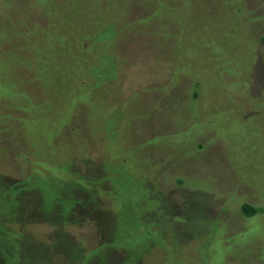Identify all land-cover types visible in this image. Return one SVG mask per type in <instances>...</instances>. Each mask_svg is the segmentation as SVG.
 Segmentation results:
<instances>
[{"label": "rangeland", "instance_id": "374dc122", "mask_svg": "<svg viewBox=\"0 0 264 264\" xmlns=\"http://www.w3.org/2000/svg\"><path fill=\"white\" fill-rule=\"evenodd\" d=\"M0 264H264V0H0Z\"/></svg>", "mask_w": 264, "mask_h": 264}, {"label": "trees", "instance_id": "16d2710c", "mask_svg": "<svg viewBox=\"0 0 264 264\" xmlns=\"http://www.w3.org/2000/svg\"><path fill=\"white\" fill-rule=\"evenodd\" d=\"M242 212H243V214L245 216L251 217V216L256 215L257 213H259V209L255 208V207H253L251 205L244 204L242 206ZM78 245H80V244L78 243Z\"/></svg>", "mask_w": 264, "mask_h": 264}]
</instances>
